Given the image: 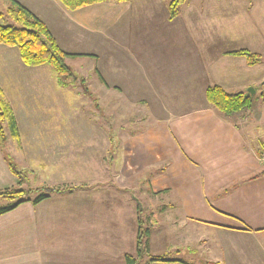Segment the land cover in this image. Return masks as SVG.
<instances>
[{"label": "crops", "instance_id": "obj_1", "mask_svg": "<svg viewBox=\"0 0 264 264\" xmlns=\"http://www.w3.org/2000/svg\"><path fill=\"white\" fill-rule=\"evenodd\" d=\"M16 1L47 25L59 47L68 54H92L100 61V53H90L80 46L92 36L105 37L110 45H115L106 62V75L127 93L155 106L153 125L136 135L131 144L124 142L120 146L124 153L122 168L130 165L129 171H133L140 169L139 165L165 162L171 157L176 170L152 176L150 191L158 194L179 190L182 197H190V205L199 194L198 186L202 195L207 193L214 198L213 208L204 204V213H217L201 221L213 227L223 240L256 242L260 250L248 263L264 264V175H260L263 169L258 157L264 145V113L251 116V112L243 111L225 116L206 99V90L213 85L229 93H247L264 79V63L249 66L243 57L224 54L238 48L215 49L207 43L200 48L184 47L193 54L184 62L178 53L183 47V31L178 19L169 20L168 0L98 3L77 10L67 9L60 0ZM218 1L223 5L226 1L229 7L227 0ZM231 4L235 7L233 12H243L244 19L253 21L250 30L243 34L248 44L244 48L264 56V0H231ZM138 23L142 36L134 39L138 47L132 48L129 37L126 42L121 38ZM223 41L229 42V38ZM196 43L199 44L198 38ZM148 132L151 136L146 139ZM111 143L119 147L120 141ZM125 149H131L126 157ZM184 168L188 171L184 172ZM199 168L201 175L196 172ZM134 202L124 201L133 213ZM116 205L96 197L85 201L84 220L76 222H38L31 206L29 222L9 217L17 209L1 215L0 264H126L127 254H137L139 220L127 231V223L120 222L112 208ZM100 215L106 221L98 220ZM128 238L136 244L134 248L127 246ZM119 243L123 244L121 248ZM226 249L229 264L247 262L241 248Z\"/></svg>", "mask_w": 264, "mask_h": 264}, {"label": "rangeland", "instance_id": "obj_2", "mask_svg": "<svg viewBox=\"0 0 264 264\" xmlns=\"http://www.w3.org/2000/svg\"><path fill=\"white\" fill-rule=\"evenodd\" d=\"M227 1L229 7L226 1L223 5L218 0H185L181 5L176 19L183 31V47L178 53L184 62L193 56L184 48L191 45L200 48L207 43L215 49L249 50L244 48L248 44L243 34L250 30L253 21L244 19L243 12H233L235 7L231 0ZM8 6L9 0H0V9ZM139 30L140 23L128 35L122 36V42L129 37L130 46L137 48L138 42L134 39L141 38L142 31ZM227 38L229 42H224ZM90 40L87 39L80 46L90 53H100L101 60H95L92 54V58L88 54L67 58L66 62L76 77L67 89L58 86L52 67L25 66L17 48L0 46V98L12 109L19 134V139L12 136L10 119H7L3 124L7 138L5 151L0 150V191L30 190L31 197L35 198L49 187H84L72 193L77 196L70 199L62 196L71 194L52 195L38 204H21L9 217L19 222H29L31 206L35 208L38 222L83 221L86 212L82 211V207L86 208L85 201L96 197L109 205L117 203L118 206L112 208L117 212V219L127 223V231L131 226H137L141 218L144 256L139 264H153L151 256L183 260L188 264H229L226 247L241 248L247 262L238 260L235 261L237 264H253L248 261L260 250L256 242L223 240L213 227L201 221L208 215L217 216V213L205 214V210H202L204 204L213 208L214 198L211 195H202L196 186L199 194L193 197L189 205L190 197H182L179 190L158 194L150 191L152 176L157 172L170 174L176 170L171 157H167L165 162L150 161L147 165H139L141 168L133 171H129L130 165L122 168L120 162H123L124 153L120 146L124 142L131 144L136 135L153 125L155 116H152V111L155 106L127 93L106 75V62L111 46L115 49V45H110L105 37L92 36ZM230 52L224 54L229 55L227 53ZM251 89L253 91H247L253 97V108L249 110L251 116L257 112L264 113V79ZM150 136L148 132L146 139ZM116 140L120 141L119 147L111 146V142ZM127 153L130 155L131 149H125V157ZM9 162L21 172L20 177L12 174ZM261 163V169H264L262 160ZM187 171L184 168V172ZM196 172L203 174L200 168ZM98 190L100 192L97 193ZM125 200L137 202H134V213L128 210ZM10 203L0 198V207ZM97 219L106 221L103 215ZM128 244H131L129 238L127 246H130ZM135 245L133 243L131 247ZM121 246L123 244L119 243L118 248ZM135 254L133 256H137Z\"/></svg>", "mask_w": 264, "mask_h": 264}, {"label": "trees", "instance_id": "obj_3", "mask_svg": "<svg viewBox=\"0 0 264 264\" xmlns=\"http://www.w3.org/2000/svg\"><path fill=\"white\" fill-rule=\"evenodd\" d=\"M127 0H60V2L69 10L81 9L98 3H121ZM185 0H168L169 20L172 21L178 17L181 5ZM0 46L17 48L21 61L28 67H39L48 65L52 67L57 77L59 87L67 89L71 87L76 79L75 75L68 66L66 59L73 57H82L87 55H75L64 52L58 45L56 39L51 34L47 25L32 13L28 8L16 0H9V6L6 9H0ZM232 56L243 57L249 66H255L264 63V57L249 50H238L227 53ZM2 91L0 90V95ZM264 99V92L262 93ZM207 101L221 114L232 116L243 111H249L253 108V97L246 92L229 93L220 86H209L206 90ZM10 119V128L12 136L19 139L17 123L12 115V109L7 107L0 98V150L5 151L7 138L3 129V124ZM264 155V145L261 146L258 157ZM10 170L14 176L20 177L21 172L17 167L9 162ZM264 175V169L260 173ZM84 189L80 186L49 187L42 193L32 198V192L25 189H6L0 191V198L11 202L0 207V216L17 209L21 204L31 202L38 204L48 199L52 195H68ZM39 190H37L38 192ZM139 219V235L137 241V256L127 254L125 256L126 264H139L144 251L142 249V226ZM150 233L149 229L146 230ZM151 261L179 262L188 264L183 260H170L159 256H151Z\"/></svg>", "mask_w": 264, "mask_h": 264}, {"label": "built area", "instance_id": "obj_4", "mask_svg": "<svg viewBox=\"0 0 264 264\" xmlns=\"http://www.w3.org/2000/svg\"><path fill=\"white\" fill-rule=\"evenodd\" d=\"M261 160L264 162V155H263V157L261 158Z\"/></svg>", "mask_w": 264, "mask_h": 264}, {"label": "water", "instance_id": "obj_5", "mask_svg": "<svg viewBox=\"0 0 264 264\" xmlns=\"http://www.w3.org/2000/svg\"><path fill=\"white\" fill-rule=\"evenodd\" d=\"M251 91H253V90L251 88H249L248 92H251Z\"/></svg>", "mask_w": 264, "mask_h": 264}]
</instances>
